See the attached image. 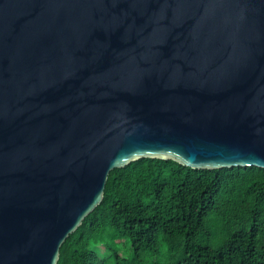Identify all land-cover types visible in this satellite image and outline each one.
I'll return each instance as SVG.
<instances>
[{
	"label": "water",
	"instance_id": "obj_1",
	"mask_svg": "<svg viewBox=\"0 0 264 264\" xmlns=\"http://www.w3.org/2000/svg\"><path fill=\"white\" fill-rule=\"evenodd\" d=\"M145 158L264 169V0H0V264H58Z\"/></svg>",
	"mask_w": 264,
	"mask_h": 264
},
{
	"label": "trees",
	"instance_id": "obj_2",
	"mask_svg": "<svg viewBox=\"0 0 264 264\" xmlns=\"http://www.w3.org/2000/svg\"><path fill=\"white\" fill-rule=\"evenodd\" d=\"M58 264H264V169L150 158L115 169Z\"/></svg>",
	"mask_w": 264,
	"mask_h": 264
},
{
	"label": "rangeland",
	"instance_id": "obj_3",
	"mask_svg": "<svg viewBox=\"0 0 264 264\" xmlns=\"http://www.w3.org/2000/svg\"><path fill=\"white\" fill-rule=\"evenodd\" d=\"M124 247H123V253H126L127 255H130L131 254V248H130V246H128L127 244H122ZM150 255H146L145 256V259H146V261H148V262H156V261H158V259L157 258H154V257H149Z\"/></svg>",
	"mask_w": 264,
	"mask_h": 264
}]
</instances>
